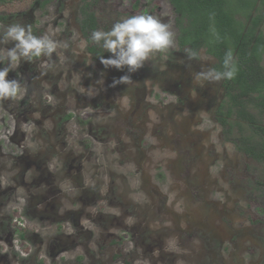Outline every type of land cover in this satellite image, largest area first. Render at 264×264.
I'll return each mask as SVG.
<instances>
[{"label": "rangeland", "instance_id": "obj_1", "mask_svg": "<svg viewBox=\"0 0 264 264\" xmlns=\"http://www.w3.org/2000/svg\"><path fill=\"white\" fill-rule=\"evenodd\" d=\"M40 1L0 4L4 29L20 23L41 36L51 24L70 45L47 75V58L9 73L28 93L0 103V130L16 122L0 141V264H264V160L241 150L253 129L219 123L223 82L194 80L216 60L179 48L169 1L139 0L136 10L137 0L93 3L97 30L138 14L173 26L168 60L135 73L105 68L103 42L89 52L83 0ZM124 75L133 83L113 86Z\"/></svg>", "mask_w": 264, "mask_h": 264}, {"label": "trees", "instance_id": "obj_2", "mask_svg": "<svg viewBox=\"0 0 264 264\" xmlns=\"http://www.w3.org/2000/svg\"><path fill=\"white\" fill-rule=\"evenodd\" d=\"M12 1L0 0V4ZM48 1L42 0L40 5ZM96 1L83 0L80 7V29L89 43L98 29L93 10ZM168 1L175 14L180 49H191L197 55L204 50L215 58L213 68L217 71H223L225 56L232 51L238 73L234 80L223 81L225 99L218 106V121L222 125L232 120L250 125L253 133L241 136V150L256 161L264 160V0ZM138 7L139 0L133 3L134 10ZM99 49L96 44L88 46L96 55Z\"/></svg>", "mask_w": 264, "mask_h": 264}, {"label": "clouds", "instance_id": "obj_3", "mask_svg": "<svg viewBox=\"0 0 264 264\" xmlns=\"http://www.w3.org/2000/svg\"><path fill=\"white\" fill-rule=\"evenodd\" d=\"M54 18V17H53ZM49 18H45L47 23ZM0 29H4L0 25ZM213 33L219 39V35ZM60 34L59 28H54L49 24L46 32L37 36L33 33L32 27L14 23L6 27L0 37V45L12 44L11 48H0V63L7 62V66L0 69V103L11 101L19 103L28 93L27 85L17 79H9V73L20 68L22 62H35L41 58H47L40 64L42 75H47L48 70L55 67L52 62L54 53L60 50L69 49L67 41H61L57 37ZM91 40L95 44H101L103 48L112 54L110 58L100 57L105 68H116L123 70L127 68L129 73H135L144 67L145 63L154 60L157 56H162L164 61L168 60L170 50L176 49V33L170 23H164L161 19L150 14H138L125 18L113 25L110 31L97 30L92 33ZM87 42L78 45L79 52L85 51ZM189 59H197V53L191 49L186 51ZM202 61H211L207 55L199 57ZM92 59L89 58V64ZM238 68L232 51H228L223 61V71L215 68H208L195 73L194 80L197 84L204 82L220 84L225 80H234L237 76ZM130 75H124L114 81L117 84H132ZM28 131L27 126L22 128ZM16 122L13 120L5 130H0V141H10V137L15 134ZM30 182V181H29ZM4 187L8 186V181L3 182ZM20 205H25L26 200L21 198ZM21 257L26 258L27 254L20 251Z\"/></svg>", "mask_w": 264, "mask_h": 264}]
</instances>
